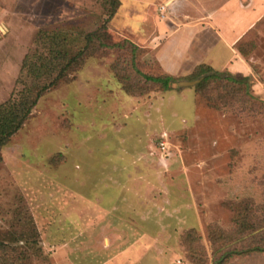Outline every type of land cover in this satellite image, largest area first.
I'll return each mask as SVG.
<instances>
[{
	"label": "rangeland",
	"instance_id": "rangeland-1",
	"mask_svg": "<svg viewBox=\"0 0 264 264\" xmlns=\"http://www.w3.org/2000/svg\"><path fill=\"white\" fill-rule=\"evenodd\" d=\"M118 2L109 18L111 0H0V108L63 70L0 147V264H158L154 244L215 264L264 246V18L238 42L248 90L216 80L201 95L144 77L168 73L160 49L176 60L164 31L132 29L162 22L165 0Z\"/></svg>",
	"mask_w": 264,
	"mask_h": 264
},
{
	"label": "crops",
	"instance_id": "crops-1",
	"mask_svg": "<svg viewBox=\"0 0 264 264\" xmlns=\"http://www.w3.org/2000/svg\"><path fill=\"white\" fill-rule=\"evenodd\" d=\"M135 2L145 8L155 0H135ZM165 2L168 5L162 22L156 21L155 17L147 18L144 14L132 29L138 32L140 37L148 31V23L149 27H155L156 31H164L165 41L158 40V42H166L161 46L162 48L172 45L175 50L172 53L173 60L176 59L174 63H170L161 59L163 54L161 49V53L157 52L158 59L166 72L173 74L182 71L184 65L195 68L197 65L207 64L218 71L227 69L234 73L250 75L252 68L239 51L238 42L264 18V0H165ZM105 240L111 241V236H105ZM105 245L101 247L106 248ZM154 245L152 253L158 254L154 255L155 257H161L160 260L155 259L158 264H184L179 259L177 263L172 258L176 250L173 245L166 244V247L158 246V248ZM120 248L108 255L111 257L124 255L125 247ZM150 249L139 255V258L143 259ZM73 250L64 248L58 254H67ZM135 264H141V259ZM227 264H264V251L235 256Z\"/></svg>",
	"mask_w": 264,
	"mask_h": 264
},
{
	"label": "trees",
	"instance_id": "trees-1",
	"mask_svg": "<svg viewBox=\"0 0 264 264\" xmlns=\"http://www.w3.org/2000/svg\"><path fill=\"white\" fill-rule=\"evenodd\" d=\"M120 3L118 0H111V9L109 12V18L113 17L116 13L117 7ZM91 40V39H89ZM238 49L241 53H243V46L239 45ZM83 51L78 52L74 57H72L68 65L71 64L73 61H77L80 57H82ZM65 69V68H64ZM208 73L202 81L197 83L196 85L192 86V88L199 94L205 95L208 91L209 87L214 83L216 80H231L233 82L237 83H245L246 88L248 90V84L246 82L247 75H242L239 78L238 76L234 74L226 75L227 72H220L216 69H214L212 66L207 64H200L197 65L193 72L190 75H187L186 77H183L184 79L193 80L195 78H198L199 76ZM63 75V70L60 71V73L49 83L43 85L40 87L36 94L34 99L22 110L17 109L14 105H6L0 108V117H3V111L8 109L12 113V117L8 118L7 115H4V119L0 121V147L6 143L9 137H11L14 133H16L25 123V121L28 119L29 115L32 112V109L39 101L42 94L55 86L56 82L59 80L60 76ZM144 77L148 81H152L157 87L163 89V90H169L171 89V84L181 80L182 78L171 74V73H165L161 75H144ZM4 109V110H3ZM254 251H264V246H253V247H246L245 249H234L227 252H224L215 262V264H227L231 258H234L238 255H243L246 253L254 252Z\"/></svg>",
	"mask_w": 264,
	"mask_h": 264
},
{
	"label": "water",
	"instance_id": "water-1",
	"mask_svg": "<svg viewBox=\"0 0 264 264\" xmlns=\"http://www.w3.org/2000/svg\"><path fill=\"white\" fill-rule=\"evenodd\" d=\"M207 75H209V74L208 73L203 74V75H201L198 78H195L193 80H188V79L180 80V81H177L176 85L179 88L192 87V86L196 85L197 83H199L200 81H202Z\"/></svg>",
	"mask_w": 264,
	"mask_h": 264
}]
</instances>
